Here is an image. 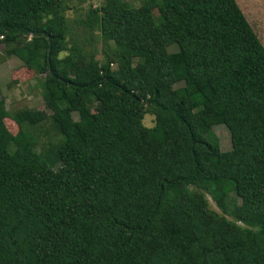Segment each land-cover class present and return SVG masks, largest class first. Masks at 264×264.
I'll return each mask as SVG.
<instances>
[{"label": "trees", "instance_id": "trees-1", "mask_svg": "<svg viewBox=\"0 0 264 264\" xmlns=\"http://www.w3.org/2000/svg\"><path fill=\"white\" fill-rule=\"evenodd\" d=\"M72 1L0 0V61L51 112L0 99V264H264V45L237 1Z\"/></svg>", "mask_w": 264, "mask_h": 264}, {"label": "rangeland", "instance_id": "rangeland-1", "mask_svg": "<svg viewBox=\"0 0 264 264\" xmlns=\"http://www.w3.org/2000/svg\"><path fill=\"white\" fill-rule=\"evenodd\" d=\"M236 1L264 45V0ZM72 2H75V0ZM88 4H84L83 8H87ZM68 16L72 19L75 18L74 10L69 11ZM97 42V47L101 52L102 42L100 39H97ZM1 52L2 46H0V57L2 56ZM99 58H101V55H99ZM1 97L6 98V107L10 112L15 113L28 107L39 111L42 113V116L51 115V112L44 106L45 103L41 99L39 82L37 81L35 73L28 70L16 58L0 61V99ZM79 103H83V101L79 100ZM7 124L13 135L19 132V127L13 120L8 121ZM145 124L148 127H152L154 125L153 118L146 116ZM214 132H216L220 139L222 150L225 152L230 151L232 149V143L228 129L224 125H219L214 127ZM49 137L55 140L57 133L51 131L49 132ZM211 208L218 211L212 201Z\"/></svg>", "mask_w": 264, "mask_h": 264}, {"label": "built area", "instance_id": "built-area-1", "mask_svg": "<svg viewBox=\"0 0 264 264\" xmlns=\"http://www.w3.org/2000/svg\"><path fill=\"white\" fill-rule=\"evenodd\" d=\"M0 39H3V37H1Z\"/></svg>", "mask_w": 264, "mask_h": 264}]
</instances>
